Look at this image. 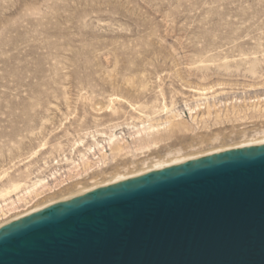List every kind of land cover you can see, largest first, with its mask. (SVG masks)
<instances>
[{"label": "rangeland", "instance_id": "rangeland-1", "mask_svg": "<svg viewBox=\"0 0 264 264\" xmlns=\"http://www.w3.org/2000/svg\"><path fill=\"white\" fill-rule=\"evenodd\" d=\"M261 129L264 0H0V194L54 177L60 196ZM112 134L124 153L76 168Z\"/></svg>", "mask_w": 264, "mask_h": 264}, {"label": "water", "instance_id": "water-1", "mask_svg": "<svg viewBox=\"0 0 264 264\" xmlns=\"http://www.w3.org/2000/svg\"><path fill=\"white\" fill-rule=\"evenodd\" d=\"M0 264H264V144L2 213Z\"/></svg>", "mask_w": 264, "mask_h": 264}, {"label": "bare ground", "instance_id": "bare-ground-1", "mask_svg": "<svg viewBox=\"0 0 264 264\" xmlns=\"http://www.w3.org/2000/svg\"><path fill=\"white\" fill-rule=\"evenodd\" d=\"M115 100H119V99L115 98ZM131 109L135 110L133 107H131ZM174 127L179 130L181 128L180 125L178 124L173 125V128ZM156 134H158V130L156 128L150 125L145 126V124H142L136 127L134 137L140 140L142 136H146L145 138H149V137H154ZM263 144H264V129H261L259 131H255L251 139H246L242 141L241 143H238V145H236L235 147H231V148L222 149L223 147H220L219 149H212L207 152H201V153L199 152L195 154L193 153L187 156H182L180 151L176 150L177 152H174V154L172 153L167 154L166 159L164 158L157 159V160L155 159V161H152L150 164L148 163V165L145 164L143 161L141 163V168L139 167V169L131 170L129 166L124 165L120 170L116 169L110 175L108 174L109 176L107 175L108 176L107 178L104 177L105 179L101 180L100 178L97 179L95 177V178H92L91 181L88 182L87 185L76 183L75 185H73L74 187H72L71 185V187L73 188L72 191H68L64 194H60V196L53 195V196L47 197L50 194H53V191L55 192L58 191L63 186V184L66 182L65 181L66 179L61 180V181H57L56 179L54 180V177L50 179L46 178L44 180L36 179L35 181H33L30 188H27L29 186H25L19 192L18 190L22 187L23 184H20V183L13 184L10 189H5L4 192L0 194V198H2L0 199V214L10 212L13 210H17V209H21L24 207L32 206L35 204L47 202L50 200L58 199L61 197L69 196L72 194L80 193L83 191L95 189L98 187L106 186L109 184L117 183L120 181L128 180L131 178L141 176L148 172L161 170L163 168L182 164L187 161L196 160L204 156L217 154V153L224 152V151L231 150V149L247 148V147L259 146ZM106 146L107 147H104L95 142L94 145L86 148L85 153L81 154L79 163L76 165V168L85 167L86 170H88V169H91L92 167L90 165L91 162L93 164H99L100 162H102V158L100 156L102 155V153L106 154L107 148H108V151L110 152L108 155H111V156L122 154L129 148V145L127 144L126 141L124 142L121 137H117L114 134L108 137L106 141ZM104 156H107V155H104ZM63 181L65 182L63 183ZM67 190H69V188ZM12 193H15V194L11 195Z\"/></svg>", "mask_w": 264, "mask_h": 264}]
</instances>
